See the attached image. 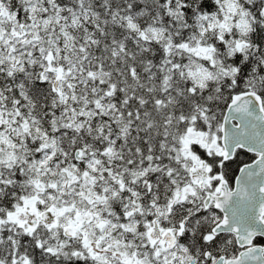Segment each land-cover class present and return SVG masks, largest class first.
<instances>
[{"label": "snow or ice", "instance_id": "1", "mask_svg": "<svg viewBox=\"0 0 264 264\" xmlns=\"http://www.w3.org/2000/svg\"><path fill=\"white\" fill-rule=\"evenodd\" d=\"M0 264H264V0H0Z\"/></svg>", "mask_w": 264, "mask_h": 264}, {"label": "flooded vegetation", "instance_id": "2", "mask_svg": "<svg viewBox=\"0 0 264 264\" xmlns=\"http://www.w3.org/2000/svg\"><path fill=\"white\" fill-rule=\"evenodd\" d=\"M238 174V173H237Z\"/></svg>", "mask_w": 264, "mask_h": 264}]
</instances>
